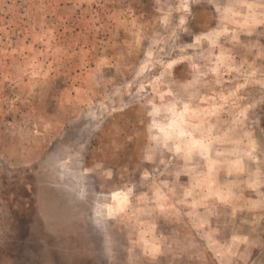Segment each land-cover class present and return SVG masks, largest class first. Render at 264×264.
Returning a JSON list of instances; mask_svg holds the SVG:
<instances>
[{
  "label": "rangeland",
  "instance_id": "374dc122",
  "mask_svg": "<svg viewBox=\"0 0 264 264\" xmlns=\"http://www.w3.org/2000/svg\"><path fill=\"white\" fill-rule=\"evenodd\" d=\"M0 264H264V0H0Z\"/></svg>",
  "mask_w": 264,
  "mask_h": 264
}]
</instances>
